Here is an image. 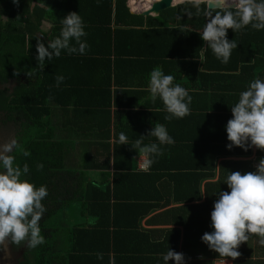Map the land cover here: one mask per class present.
Wrapping results in <instances>:
<instances>
[{"label": "trees", "instance_id": "16d2710c", "mask_svg": "<svg viewBox=\"0 0 264 264\" xmlns=\"http://www.w3.org/2000/svg\"><path fill=\"white\" fill-rule=\"evenodd\" d=\"M127 1L115 0L112 15H115L117 22L120 20L125 25L129 26L134 21L135 24L142 26L145 18L133 16ZM107 4L112 8V0H108ZM48 8H53L51 0H19L18 6L13 4L12 0H0V75L4 79L13 77L19 81V85L11 95L4 96V92H0V106L8 110L11 119L15 114L21 116L25 120L23 123L25 130H35L36 134L30 137L19 154L14 156L15 164L21 167L27 164L29 172L22 179L29 180L36 187L44 185L48 192L42 200L47 212L41 219L45 221V225H42V221L39 222L40 228H45L43 232L45 242L36 249H30L29 260H33L32 264H37L39 258L43 262L49 261L53 264H95L92 259L98 252L92 248H84L87 241H95L107 246L105 250L112 252L115 264H166L163 255L169 248L178 252L182 231L177 228L165 230L164 238L157 241L145 230L140 229L144 218L172 203L180 206L167 209L161 215L175 225H185V249L191 251L198 245L206 246L205 252L201 249L199 252L203 254L204 259H199L200 255L194 256L188 253L185 256V264L219 263L222 258L218 253L210 250L202 242L201 237L205 232L213 231L210 214L219 192L230 191L224 183L227 175L235 171L242 174L255 171V164L252 160H224L221 162L222 174L218 179L214 182H206V180L216 178L213 169L218 157H249L253 153V147L248 151L235 146L231 150L226 147L230 143L227 140L226 124L232 118L233 105L225 103L231 101L236 104L239 100L237 95L241 93L243 86L250 85L257 78L264 80V29L255 30L249 25L241 31H232L229 41L234 39L238 44L237 48L232 50L235 51L234 54L231 53L232 64L222 66L220 63L206 60L197 75L195 74L197 62L192 63L190 68L186 66L188 64L186 59L189 57L187 53H184L186 56L179 55L178 61L173 64L176 71L182 70V73L186 72L192 78L195 76L200 80L199 82L207 83L209 80L211 85L219 84L216 96L212 93V97H207L213 104L216 102L221 112L209 114L210 119L203 123L206 127L215 128L212 135L196 137V140H193V137L181 136V133L174 134V137H171L175 142L171 145H161L163 155L153 157L154 163L149 171L137 170L138 153L131 148V145L119 143L114 145L113 152L110 146H103L107 148L104 161L84 162L81 171H75V165L67 164L64 160L67 153L65 145L55 140L58 132H64L60 128L61 124L65 123V116L53 122L57 112H53L52 107L58 105L65 108L75 103L74 99L73 102L67 101L64 95L68 92L65 82L59 87L56 86V76L63 62L60 61L62 56L53 57L50 61L45 60L43 66H40L35 59L37 38L47 45L48 41L59 35L57 19L54 21L56 23L53 27L54 31L48 34L42 32L43 22L52 20V17L54 19ZM200 8L202 10L200 15H196L193 4L185 2L162 11L157 18H147L150 28L147 32L129 30L128 34L151 35L161 30L160 27H165L162 30H166L167 33L158 34L160 41L164 38L162 36H168L169 40L173 41L179 34L178 38L185 36L183 44L188 42L187 36H196L200 45L195 56L203 57L200 52L204 41L200 34L207 22L203 10L208 8V5L202 3ZM3 18L6 20L4 21ZM128 40L134 42L132 36H128ZM205 51L206 59L209 57L210 61L213 60L214 54L210 56L211 49L208 46ZM91 52L93 54H84L85 60L102 53L99 50ZM61 53H64L63 50ZM231 68L234 71L240 70L239 74H234L231 79L236 89L240 90L235 89L232 93L229 81L231 76L221 75L222 70ZM205 70L210 73H206ZM19 77H24V81ZM228 83L229 86L226 87ZM213 87L211 86L210 89ZM85 92L77 98H87L89 92L88 90ZM97 92L94 91L95 94ZM219 93L228 94L230 99L219 96ZM85 101L84 105L83 102L74 104V110H86L91 107L85 104ZM117 138L119 139V136ZM202 146L204 154L201 163L205 165L195 166V157L191 153L193 151L200 153ZM24 151L29 155L25 156ZM257 157L259 160L264 158V151L257 149ZM38 164H43L42 170L37 169ZM90 171L94 172L89 175ZM202 187L205 188L204 191ZM73 190L78 192L73 195ZM77 195L81 199L71 198ZM203 196L205 201L201 204L198 201L202 200ZM62 197L66 200H62ZM192 202L197 203L190 204ZM67 207L73 208L74 215L78 214L76 218L80 222L75 223L74 228L70 226L69 233L67 228H64V233L59 236L63 239L67 233L62 248H69V252H62V248L53 249V252L51 233L46 231V220L52 215H59L63 208ZM73 212L70 213L72 216H74ZM74 217L70 216L69 219ZM151 218L155 221L156 215ZM62 222L61 225L65 227ZM260 239L257 235H250L248 241L238 248L241 256L235 260L231 258L226 260H233V264H264V244L260 243ZM103 263L110 264V261ZM167 264H175V262L170 260Z\"/></svg>", "mask_w": 264, "mask_h": 264}, {"label": "crops", "instance_id": "0c3cea01", "mask_svg": "<svg viewBox=\"0 0 264 264\" xmlns=\"http://www.w3.org/2000/svg\"><path fill=\"white\" fill-rule=\"evenodd\" d=\"M51 1L53 8H48V11L52 13L51 15L54 16V19L52 17V20L50 19L43 22L42 32L48 34L52 30L54 31L55 29H53V27L56 24L54 22L56 19L59 22L58 28L61 29V19L70 12H77L83 19L85 25L84 30L87 33V35L82 38L89 46L86 54H93L91 52L92 50L102 51L100 55H96L89 60H85L86 57L84 54L70 55L66 51H63L64 53H61L59 56H62L60 61L63 60V62L58 75H62L65 78L63 82L67 85L66 88L68 90L64 95L67 101L73 102L72 100L74 99L75 103L73 102V104L65 108L58 105L52 107V111L57 112V116L54 115L53 122L65 116V123L61 124L60 128L63 129L64 132H58L55 140L65 145L67 153L65 154L64 160L67 164L75 165V171H81L80 168L84 167V162L96 163L98 161H104L107 148L103 146H110V150L113 152L114 145L118 143L117 136H119V133L124 132L127 137H129V144H132L140 135H147V132L154 127L155 123L164 125L168 134L172 137H174L176 133H181V136L193 137V140H196V137L212 135L215 128L206 127L203 123L210 119L209 114L221 112V110H218L216 102H214L215 106H212L214 104L207 97H212V93L216 96L218 90L217 86L219 84L211 85L208 82L209 80L207 83L203 81L199 82L200 80H197L195 76L192 78L186 72L182 73V70L176 71L173 64L175 65L178 61L179 55H185L184 53H187L189 57L186 59V62H188L186 66L190 68L192 67V63L197 62V70H195V74L197 75V73L202 70V64H204L206 60L207 62L213 61L224 66L226 64H232L230 59L228 63H222L215 55L212 56V51L210 56H212L213 60L210 61L209 57L206 59L205 49L207 48V44L205 42H203L200 52V55L204 58H197L195 53L196 50L199 49L200 44L198 39L195 38L196 36H187L188 42L184 44L182 41L185 36L183 35L181 38H178L179 34L173 41L169 40L168 36H162L164 38L160 41L158 39V34L162 35L163 33H167L165 32L166 30H162L165 27H160L161 30H158L157 33L153 32L151 35L149 33L128 34L129 30H145V32L150 30L148 24L149 20L147 18H157L162 12L161 11L159 15L152 13L146 16L142 14L143 11L150 8L153 0L127 1V6L133 16H143L145 18L142 26L135 24L134 21H132V23L130 22L131 25L129 26L123 24L120 20L117 22L115 15H112L114 13L113 7L115 6V0H112V8L107 4L108 0ZM174 1L176 4L173 7L189 2V0ZM60 29H58L59 34ZM230 35H232L231 29H229L227 33L228 39L231 38ZM128 36H132L134 40L133 43L128 40ZM108 51H110L109 55ZM234 52L235 51H232V54H234ZM230 58H232V56H230ZM156 67L161 68L166 75L170 74L174 76L173 84H179L188 91L189 95L192 97L191 104L189 105L190 115L184 118L166 120L165 116H167L168 113L165 110L162 100L158 97L155 103L152 102L149 91V74ZM205 72L210 73L206 70ZM238 72H240V70L234 71L232 68L226 71L222 70L221 72L222 76H231L229 80L231 93L236 89V85L231 79L234 74H239ZM211 86H214L211 88L213 89L212 92L210 91ZM225 86L228 87L229 83ZM248 86H243L241 92L247 90ZM84 90H88L89 92L87 98H77L80 94L85 92ZM236 90L239 91L240 89ZM94 91L98 92L95 94ZM219 96H223L228 100L230 99V96L226 93H219ZM83 100H86L85 104L91 105V107L94 104L96 105L92 110H90L91 107L86 108V110H74L73 105L80 102H83L84 105ZM102 103L105 104L102 105ZM218 104L220 105L219 101ZM225 104L235 105V103L231 101H226ZM153 142L158 143L155 137H145L143 141L144 144ZM200 150L201 154L193 151L191 155L195 157V166L199 165L203 167L205 165L201 163L203 160L202 155L204 154L203 146ZM257 158V149L255 147H253V153L249 157H218L213 169L216 178L213 180H206V182H214L218 179L220 174H222L221 162L224 160H252L256 165L259 162ZM140 160L139 155H137V170H139L138 162ZM149 170L150 168L146 171ZM93 172L94 171H90L88 174L91 175ZM111 173L113 172L111 171ZM202 189L204 191L205 188L202 187ZM77 192L78 191L73 190V195ZM75 197L80 198L78 195L72 196L71 198ZM204 201L205 196L198 202L202 204ZM194 203L197 202H192L190 204ZM177 206L180 205L171 203L170 206L166 208L162 207V209L151 213L141 221L140 230H145L148 235L152 236V239L161 241L164 238L165 230L180 229L182 235L179 241L178 253H183L185 256L191 253L197 256L195 251H188L190 249H185V225H175L172 221L167 220L168 218L161 215V213L164 214L167 209ZM155 215L156 220L153 221L151 217ZM76 216L78 217L77 213ZM76 216L71 219V222L69 219L62 222V224H65L68 233L70 226L74 228L75 223L80 222ZM66 234L63 239H60L58 229L52 231L51 246L53 249L59 250L62 248ZM106 247L107 246L100 242L87 241L84 248H92L96 250V252L102 253V260L97 259V256H94L92 260L95 264H106L103 262L107 260L108 262L110 261L108 258L110 254L113 256L112 252L109 253L105 250ZM63 248L62 252H69V248Z\"/></svg>", "mask_w": 264, "mask_h": 264}, {"label": "clouds", "instance_id": "9594fccd", "mask_svg": "<svg viewBox=\"0 0 264 264\" xmlns=\"http://www.w3.org/2000/svg\"><path fill=\"white\" fill-rule=\"evenodd\" d=\"M19 5V0H12ZM200 15L202 3L208 0H189ZM219 10L205 8L203 15L207 18L202 33V40L222 63H228L232 50L238 44L227 38L228 30L238 32L251 25L255 30L264 29V0H216ZM234 9V10H233ZM60 34L47 42L37 38L35 57L40 66L45 60L59 57L62 50L68 54H86L87 43L82 40L87 35L82 17L77 12H70L61 19ZM74 42V43H73ZM62 75L56 76V86L64 81ZM174 76L166 75L161 68H154L149 74L150 99L153 103L159 97L168 113L166 120L184 118L190 115L189 105L192 97L179 84H173ZM232 118L226 124V147L234 146L244 151L255 147L264 151V80L254 79L247 90L239 95L238 102L231 107ZM145 137H155L158 143L144 144ZM120 145H131L142 160L141 168L148 170L154 163L153 157L163 155L161 145H171L175 141L168 134L166 127L155 123L147 135H140L129 144L127 135L119 133L117 141ZM19 148L15 139L0 144V245L6 242L20 244L27 242L28 247L35 248L45 242L41 235L39 222L46 212L42 200L48 195L44 185L36 187L27 179H22L29 172V167L15 164L11 154ZM28 156L29 153L24 151ZM43 164L37 169L42 170ZM255 171L241 173L230 172L224 183L230 191H220L218 199L211 211V227L213 231L205 232L201 240L208 248L219 254L217 264H226V258L233 260L241 256L238 248L248 241L250 235L259 236L264 244V158L255 165ZM97 259H103L102 253L96 254ZM204 259L203 255L198 257ZM166 262L185 264V255L169 250L163 255ZM110 264H115L114 256L110 254Z\"/></svg>", "mask_w": 264, "mask_h": 264}, {"label": "flooded vegetation", "instance_id": "af4514ba", "mask_svg": "<svg viewBox=\"0 0 264 264\" xmlns=\"http://www.w3.org/2000/svg\"><path fill=\"white\" fill-rule=\"evenodd\" d=\"M23 78L24 77H19L21 81H24ZM18 85L19 81L17 78L8 77L7 79H4L0 75V92H4V96H9L14 93L15 88ZM24 121L25 120L17 114H15L13 119H11V114L8 110L0 106V144L7 143L10 140L15 139L20 146L22 142L21 135L24 136V133L27 132V129L25 130V126H23ZM19 152H17V149H14L11 154L16 156ZM53 230L54 229H51V231ZM30 249H32V247H28L26 241L21 242L18 245L6 242L4 245H0V264H32L33 260H29ZM38 261L41 262V259L39 258L37 263Z\"/></svg>", "mask_w": 264, "mask_h": 264}, {"label": "rangeland", "instance_id": "374dc122", "mask_svg": "<svg viewBox=\"0 0 264 264\" xmlns=\"http://www.w3.org/2000/svg\"><path fill=\"white\" fill-rule=\"evenodd\" d=\"M4 19V21L6 20V18H3ZM19 116V115H18ZM36 134V132H35V130L34 131H29V130H27V132L26 133H24V136H22L21 135V137H22V142H23V146H24V144L26 143V142H28L29 141V138L30 137H32L33 135H35ZM27 140V141H26ZM22 142H21V145L19 146V148H17V152H19V151H21L22 150ZM59 195V194H58ZM61 197V196H60ZM62 200H66L64 197H62ZM57 203L59 204V201H57ZM51 208H53L52 206H51ZM71 212H73V208L72 207H67V208H63V210L61 211V213H59V215H56V216H54V215H52L51 217H49L47 220H46V229H47V233H52V231H51V229H58V231H59V233L61 234V233H64V226H62L61 225V222L62 221H65V220H67V219H69V217L71 216L72 217V215L70 214ZM47 213L45 212L44 214H43V216L44 215H46ZM70 214V215H69ZM73 214H74V212H73ZM70 220V222H71V219H69ZM42 221V220H41ZM43 222V224L42 225H45V221H42ZM45 229V228H44ZM44 229H41V235L44 237V235H43V232H44ZM49 229V230H48ZM49 242H50V240H48ZM206 246H204V245H198V247H193V250L197 253V255H203V254H201V253H199L200 252V249L202 250V252H205L204 251V248H205ZM193 250H191V251H193ZM52 251H53V248H52ZM54 252V251H53ZM43 260V259H42ZM232 262H233V260H226V264H232ZM37 264H50L49 263V261H45V262H43V261H41L40 263H37ZM52 264V263H51Z\"/></svg>", "mask_w": 264, "mask_h": 264}, {"label": "water", "instance_id": "95a60500", "mask_svg": "<svg viewBox=\"0 0 264 264\" xmlns=\"http://www.w3.org/2000/svg\"><path fill=\"white\" fill-rule=\"evenodd\" d=\"M208 7L210 9H219L216 3V0H208ZM230 2V0H229ZM175 1L174 0H153L150 8H148L147 10L143 11L142 14L143 15H150V14H156L159 15V13L163 10H167L171 7H173L175 5ZM10 259V258H8Z\"/></svg>", "mask_w": 264, "mask_h": 264}, {"label": "built area", "instance_id": "2783aa9c", "mask_svg": "<svg viewBox=\"0 0 264 264\" xmlns=\"http://www.w3.org/2000/svg\"><path fill=\"white\" fill-rule=\"evenodd\" d=\"M141 163H142V160H140V161L138 162V169L141 170V171H146V170H143V169L141 168Z\"/></svg>", "mask_w": 264, "mask_h": 264}, {"label": "bare ground", "instance_id": "6f19581e", "mask_svg": "<svg viewBox=\"0 0 264 264\" xmlns=\"http://www.w3.org/2000/svg\"><path fill=\"white\" fill-rule=\"evenodd\" d=\"M177 1H179V0H177Z\"/></svg>", "mask_w": 264, "mask_h": 264}]
</instances>
